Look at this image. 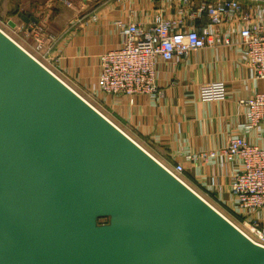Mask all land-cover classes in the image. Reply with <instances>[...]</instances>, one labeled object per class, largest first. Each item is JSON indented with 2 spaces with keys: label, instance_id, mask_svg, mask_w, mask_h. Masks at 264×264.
<instances>
[{
  "label": "water",
  "instance_id": "1",
  "mask_svg": "<svg viewBox=\"0 0 264 264\" xmlns=\"http://www.w3.org/2000/svg\"><path fill=\"white\" fill-rule=\"evenodd\" d=\"M0 264H264V246L0 28Z\"/></svg>",
  "mask_w": 264,
  "mask_h": 264
},
{
  "label": "crops",
  "instance_id": "2",
  "mask_svg": "<svg viewBox=\"0 0 264 264\" xmlns=\"http://www.w3.org/2000/svg\"><path fill=\"white\" fill-rule=\"evenodd\" d=\"M126 1L104 0L97 13L99 16L89 17L87 23L81 22L80 18L74 19L75 11L66 16L58 6L50 8L53 7L50 4L46 12L39 7L22 10L17 0H13L12 4L6 1L8 9L3 5L0 9L4 8L10 16L12 27L40 16L48 33L57 38L53 50L63 57L62 69L74 76L78 85H89L94 90L100 71V54L118 46L121 40L116 24L106 25L101 21H128ZM130 4L135 10L133 21L147 25L165 5V0H130ZM173 12L174 8L167 6L166 15L172 16ZM15 16L18 21L13 19ZM55 24L58 27H54ZM240 52L236 45L206 46L181 61L161 60L157 69V82L163 92L160 97L141 95L135 103L127 98L102 97L109 115L118 125L156 158L169 163L183 162L188 184L221 210L236 201L231 178L241 169L240 161L221 155L208 161H190L186 156L202 151L219 152L238 135L264 146L263 126L246 129L245 107L240 103L241 98L264 91V78L255 75ZM216 80L226 82V98L202 100L201 85ZM256 215L264 220V210Z\"/></svg>",
  "mask_w": 264,
  "mask_h": 264
},
{
  "label": "built area",
  "instance_id": "3",
  "mask_svg": "<svg viewBox=\"0 0 264 264\" xmlns=\"http://www.w3.org/2000/svg\"><path fill=\"white\" fill-rule=\"evenodd\" d=\"M167 6L174 8L172 16L166 15ZM115 24L121 40L118 46L100 54V71L94 90L89 85L84 86L91 93L94 92L104 106L97 101H89L66 80L67 75L61 65L63 57L53 50L57 38L48 33L44 25L32 21L26 28V37H18L23 44L7 34L125 133L109 115L102 97L112 96L116 100L127 98L135 103L141 95L162 96L157 82L161 60L181 61L206 46L236 45L241 49L240 55L245 64L254 70L256 76L264 78V0H165V5L147 25L121 19H117ZM22 27L21 24L19 28ZM19 28L16 27L13 33L21 31ZM27 37H31L32 41ZM227 93L224 80L208 81L200 88L202 100L224 99ZM240 103L245 107L247 117L244 127L250 129L261 124L264 128V91L241 98ZM218 155L230 160L237 158L241 163V169L231 178L236 201L221 210L205 199L250 239L264 246V220L256 215V212L264 210V146L253 144L247 137L238 135L231 138L219 152L190 153L186 159L208 161ZM157 160L189 185L183 162Z\"/></svg>",
  "mask_w": 264,
  "mask_h": 264
},
{
  "label": "rangeland",
  "instance_id": "4",
  "mask_svg": "<svg viewBox=\"0 0 264 264\" xmlns=\"http://www.w3.org/2000/svg\"><path fill=\"white\" fill-rule=\"evenodd\" d=\"M5 1H9V3L11 2V4H12L13 0H1V5L4 2L3 3L4 8L8 9V3L5 2ZM103 1L104 0H17L18 5H19L20 8H22V10L30 9L32 7H39V8H41V10H44L46 12L49 9V8H46L47 6H50V5L53 6V7H50V8H56L58 6L57 8H59L62 11H64L66 16H68L71 12L75 11L77 13V16H74V19L80 18L81 22H86V23L88 22V18L89 17L90 18H94V16H97V17L99 16V15H97V13L103 7L102 6ZM108 1H110V0H108ZM126 2H128L127 9L129 11L128 12L129 13L128 16H130L127 22L133 21L134 20V15H135V10L132 8V5L130 4V0H128ZM4 8L0 9V11L3 10V12L0 13V28L3 31H5L6 33L12 35L14 38H16L20 42H21V40H20L21 38L19 39L18 37H23V36L26 37V33H27L26 32V28L29 26V24L32 21H35L38 24L45 26V24L42 21H40V16H37L36 18H32V19H30V20H28L26 22H23V23L21 22L20 24H18L19 26L22 24L24 27L19 28V26H18V28L21 31H18V32H16L17 34H15V33H13V31L17 30V29L14 26L12 27V25L9 23L10 16H8V14L5 13V11H4L5 9ZM49 16H50V13H48V17ZM13 19L15 21H18L17 16L13 17ZM80 20L78 22H80ZM101 22H102V24H106V25L108 23H110V22L114 23V24L116 23L115 20H112V21L111 20L110 21L107 20V21H105L103 19H102ZM54 27H58V26L55 24ZM16 35H19V36L16 37ZM27 38H28L29 41H32L31 37H27ZM21 43L23 44V42H21ZM72 77H74V76H71L70 74H68L66 76V80H68L69 83L72 86L74 85L73 87L76 88V90L80 94H82L85 98H87L91 102H94V101L95 102L96 101L99 102L98 98L95 97L94 92L91 93L84 86L81 87L80 85H78V80L75 79V78H72ZM102 103L99 102V104L103 105Z\"/></svg>",
  "mask_w": 264,
  "mask_h": 264
},
{
  "label": "trees",
  "instance_id": "5",
  "mask_svg": "<svg viewBox=\"0 0 264 264\" xmlns=\"http://www.w3.org/2000/svg\"><path fill=\"white\" fill-rule=\"evenodd\" d=\"M6 2V1H5ZM4 3V2H3ZM3 3H2V5H3ZM0 5H1V0H0Z\"/></svg>",
  "mask_w": 264,
  "mask_h": 264
}]
</instances>
